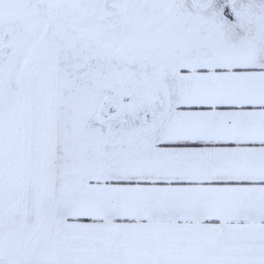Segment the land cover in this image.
<instances>
[{
  "label": "snow or ice",
  "instance_id": "6c2138e0",
  "mask_svg": "<svg viewBox=\"0 0 264 264\" xmlns=\"http://www.w3.org/2000/svg\"><path fill=\"white\" fill-rule=\"evenodd\" d=\"M0 264H264V0H0Z\"/></svg>",
  "mask_w": 264,
  "mask_h": 264
}]
</instances>
